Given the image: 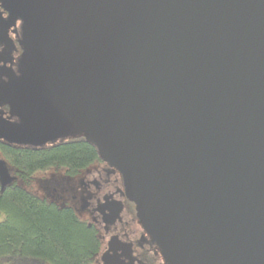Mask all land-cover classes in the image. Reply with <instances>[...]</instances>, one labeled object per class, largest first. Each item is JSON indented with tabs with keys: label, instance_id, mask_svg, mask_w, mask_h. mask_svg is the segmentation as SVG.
Returning a JSON list of instances; mask_svg holds the SVG:
<instances>
[{
	"label": "water",
	"instance_id": "1",
	"mask_svg": "<svg viewBox=\"0 0 264 264\" xmlns=\"http://www.w3.org/2000/svg\"><path fill=\"white\" fill-rule=\"evenodd\" d=\"M1 3L24 48L0 140L83 135L168 264H264V0Z\"/></svg>",
	"mask_w": 264,
	"mask_h": 264
},
{
	"label": "trees",
	"instance_id": "2",
	"mask_svg": "<svg viewBox=\"0 0 264 264\" xmlns=\"http://www.w3.org/2000/svg\"><path fill=\"white\" fill-rule=\"evenodd\" d=\"M0 156L16 176L0 180V264H95L103 249L97 226L32 187L40 171L78 175L100 160L96 147L83 135L39 147L0 140Z\"/></svg>",
	"mask_w": 264,
	"mask_h": 264
},
{
	"label": "flooded vegetation",
	"instance_id": "3",
	"mask_svg": "<svg viewBox=\"0 0 264 264\" xmlns=\"http://www.w3.org/2000/svg\"><path fill=\"white\" fill-rule=\"evenodd\" d=\"M23 34V19L13 17L0 0V85L7 83L11 75L17 79L20 76ZM0 114L10 115V105L2 99ZM82 172L84 209L103 241L96 264H104V256L123 264H168L161 247L140 223L136 204L126 195L120 171L100 159Z\"/></svg>",
	"mask_w": 264,
	"mask_h": 264
},
{
	"label": "rangeland",
	"instance_id": "4",
	"mask_svg": "<svg viewBox=\"0 0 264 264\" xmlns=\"http://www.w3.org/2000/svg\"><path fill=\"white\" fill-rule=\"evenodd\" d=\"M13 119L16 120L17 118L13 117ZM0 159H2L1 156ZM4 163L7 167L5 161ZM82 175L81 173L75 176L69 175L65 172V169L58 171L55 169L40 171L35 177L32 189L41 196H45L61 204L72 205L81 216L91 221L87 214L89 212L84 209L85 199L82 196L83 184L80 180ZM10 177V180L16 178L15 175L13 176L11 174ZM1 218L2 216L0 215Z\"/></svg>",
	"mask_w": 264,
	"mask_h": 264
}]
</instances>
